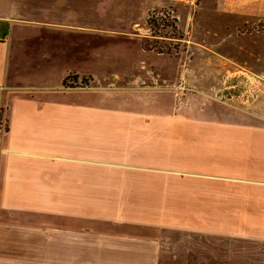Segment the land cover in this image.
<instances>
[{
	"label": "crops",
	"instance_id": "obj_1",
	"mask_svg": "<svg viewBox=\"0 0 264 264\" xmlns=\"http://www.w3.org/2000/svg\"><path fill=\"white\" fill-rule=\"evenodd\" d=\"M180 2L179 75L254 76L247 109L177 115L143 83L164 58L140 30ZM260 22L264 0H0V264H159L164 229L264 238ZM70 73L102 86L66 89Z\"/></svg>",
	"mask_w": 264,
	"mask_h": 264
},
{
	"label": "rangeland",
	"instance_id": "obj_2",
	"mask_svg": "<svg viewBox=\"0 0 264 264\" xmlns=\"http://www.w3.org/2000/svg\"><path fill=\"white\" fill-rule=\"evenodd\" d=\"M154 10L156 11L154 16L165 24L160 25V28L155 27V30L147 23L149 14L151 12L153 14ZM154 10H151L146 17L140 34L144 36L142 41L144 49L151 48L147 51L155 52L164 58L162 69L166 71L161 70L158 72L159 75L156 72H146V80L143 83L159 86L160 89L166 88L167 92H170L171 96L167 94L160 97V100L165 101L167 111L172 102L174 105L170 108L171 113L200 116L207 102L220 105L231 104L238 109H247L248 103L256 100L262 84L249 74L232 75L224 82L204 80L202 85L205 89H199L195 83H189L182 78L179 75L185 67L182 58H186L191 52L184 24L190 7L180 2ZM173 23L178 31H174L170 25ZM258 25H263L262 29H264V22ZM156 47L164 52H157ZM168 50L170 53H167ZM175 71L177 76L175 83L166 82L164 77L160 76V74L167 75ZM78 76L77 79L67 78V85L64 87L66 89H91L96 85L102 86V82H96L93 76ZM106 83L108 86V82ZM109 85L112 86L110 83ZM161 251L159 264H264L263 237L214 236L202 234L199 231L164 229L161 233Z\"/></svg>",
	"mask_w": 264,
	"mask_h": 264
},
{
	"label": "trees",
	"instance_id": "obj_3",
	"mask_svg": "<svg viewBox=\"0 0 264 264\" xmlns=\"http://www.w3.org/2000/svg\"><path fill=\"white\" fill-rule=\"evenodd\" d=\"M156 11L154 10V12H153V14H149V16H148V21H147V23H148V25L153 29V30H155V27L156 28H160V25H165L163 22H161V21H159L155 16H154V13H155ZM175 19V21H176V18H174ZM163 20V19H162ZM172 27H173V29H174V31H178V28H177V26L173 23V24H170ZM255 28H257V29H260V30H263L264 31V29H262L263 28V25H258L257 27H255ZM154 36H161L160 34H153ZM174 37V36H173ZM181 39L183 38V36L182 37H180ZM147 47V46H146ZM148 48V47H147ZM148 49H151V48H148ZM147 49V50H148ZM155 49V47L153 48V50ZM156 49L158 50L157 52H164V51H161V49L160 48H157L156 47ZM167 53H170V51L168 50L167 51ZM70 77H74V78H78L79 76H78V74H75V73H70L69 75H67L66 76V78H65V80H64V85H67V78H70Z\"/></svg>",
	"mask_w": 264,
	"mask_h": 264
}]
</instances>
